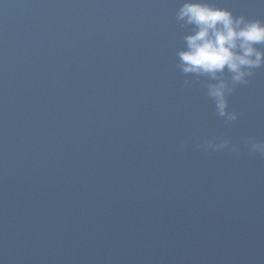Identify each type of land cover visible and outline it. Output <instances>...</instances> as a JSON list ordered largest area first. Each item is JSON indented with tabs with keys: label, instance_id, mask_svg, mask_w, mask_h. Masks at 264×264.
<instances>
[{
	"label": "water",
	"instance_id": "obj_1",
	"mask_svg": "<svg viewBox=\"0 0 264 264\" xmlns=\"http://www.w3.org/2000/svg\"><path fill=\"white\" fill-rule=\"evenodd\" d=\"M180 3L0 0V264H264V66L185 73Z\"/></svg>",
	"mask_w": 264,
	"mask_h": 264
},
{
	"label": "clouds",
	"instance_id": "obj_2",
	"mask_svg": "<svg viewBox=\"0 0 264 264\" xmlns=\"http://www.w3.org/2000/svg\"><path fill=\"white\" fill-rule=\"evenodd\" d=\"M264 3V0H261ZM177 20L194 26V33L185 37L186 50L178 55L185 73H207L213 77L227 68L232 84H246L253 70L264 66V21L234 15L226 7H219L209 0H182L176 13ZM232 87L223 79L208 86V95L215 101L220 116L233 121L235 111H228V95ZM228 142L217 145L220 150ZM203 147V145H201ZM234 144L232 151H238ZM253 152L264 154V142H250Z\"/></svg>",
	"mask_w": 264,
	"mask_h": 264
}]
</instances>
